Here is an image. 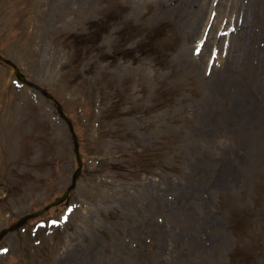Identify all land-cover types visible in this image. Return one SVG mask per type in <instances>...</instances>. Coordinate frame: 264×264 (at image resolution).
Wrapping results in <instances>:
<instances>
[{"label": "rangeland", "instance_id": "374dc122", "mask_svg": "<svg viewBox=\"0 0 264 264\" xmlns=\"http://www.w3.org/2000/svg\"><path fill=\"white\" fill-rule=\"evenodd\" d=\"M201 1L0 0V54L62 105L84 163L66 204L0 239V264H264V149L252 141L259 156L243 160V114L224 119L239 93L212 96L234 84L189 70L213 25L188 30ZM207 1L204 23L218 11V34L232 23L241 41L249 0ZM15 80L0 63V232L61 196L77 167L66 121ZM66 205L64 226L32 230Z\"/></svg>", "mask_w": 264, "mask_h": 264}, {"label": "bare ground", "instance_id": "6f19581e", "mask_svg": "<svg viewBox=\"0 0 264 264\" xmlns=\"http://www.w3.org/2000/svg\"><path fill=\"white\" fill-rule=\"evenodd\" d=\"M200 3L201 4H198V10H195L194 24L192 23L193 21L188 23V30L192 33V35L199 33L201 26L203 28H206L208 26V22L204 23L205 16L203 11L205 10V7L207 8L208 1L203 0ZM253 4H255L254 0H249L244 5L242 16L243 25H241L240 27H236V32H241L243 35V39L241 41L239 39L237 40L236 37H239L238 35L241 34L235 36L232 33L229 36L230 44L228 45L226 50L224 48V42L227 38L221 36L218 37L217 35V31L220 29L219 16L217 11L212 22L213 25L209 28V33L207 35L204 47L201 53L197 56V59L192 61V64L190 63L189 67V70L192 72H201V66L204 64H208L207 61L211 59L212 50H217L218 61L215 60V62H219V65L218 67L213 65L211 68V73L209 74L210 76L205 79L213 85H223L226 81H230L234 84L232 89H230L231 91H228L229 89H225L227 90L225 91L223 90V87L219 88L220 90H218L217 87V89L214 90V94L212 91L213 97H215L216 94L221 95V98L229 97L234 99L235 93H239L238 96L240 97V102L229 101L227 124L229 126L237 122L236 121L235 123H233L232 117L235 115V111L239 109V111L243 114V117L238 120L243 122V138L248 139V143L246 146L247 151L244 152L243 160L245 158H251L255 155L259 156L260 149L254 150L256 146H254L253 142H257L259 146L264 149V143H260V139H264V101H259L260 104L258 103V98L262 97L261 95L264 96V76H262L264 75V72L261 69L262 61H260L264 59V46L259 47L257 45V42H252L256 40V37H258V33L261 32V28L257 26V22H255L252 18L258 16L257 14H255V12L257 11L256 8L258 6L264 7V2L258 3L257 7L255 8H253ZM225 6L226 5H223V7ZM240 6L238 7L239 10H241ZM237 16H239V14ZM250 20L254 21V25L252 26V28L248 23V21ZM262 20L264 19L262 18ZM231 25L232 23H229V25H227V27H225L223 31H226ZM236 26H238V22H236ZM245 31H247L248 34ZM210 40L212 43H210ZM218 41H220L222 44L219 48L216 47ZM210 44H212V46H210ZM255 54L258 55L259 58L256 57ZM206 58L208 60H206ZM256 77H258L259 80H257ZM234 106L235 108L231 113L230 109ZM255 139H257L258 141H255Z\"/></svg>", "mask_w": 264, "mask_h": 264}]
</instances>
